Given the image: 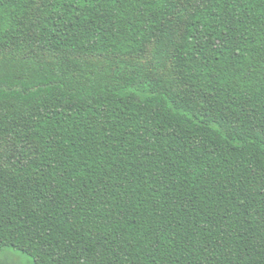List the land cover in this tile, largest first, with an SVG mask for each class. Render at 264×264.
Segmentation results:
<instances>
[{
    "label": "trees",
    "instance_id": "1",
    "mask_svg": "<svg viewBox=\"0 0 264 264\" xmlns=\"http://www.w3.org/2000/svg\"><path fill=\"white\" fill-rule=\"evenodd\" d=\"M264 264V0H0V252Z\"/></svg>",
    "mask_w": 264,
    "mask_h": 264
},
{
    "label": "rangeland",
    "instance_id": "2",
    "mask_svg": "<svg viewBox=\"0 0 264 264\" xmlns=\"http://www.w3.org/2000/svg\"><path fill=\"white\" fill-rule=\"evenodd\" d=\"M0 264H34L31 257L27 254L7 248L5 251L0 252Z\"/></svg>",
    "mask_w": 264,
    "mask_h": 264
}]
</instances>
